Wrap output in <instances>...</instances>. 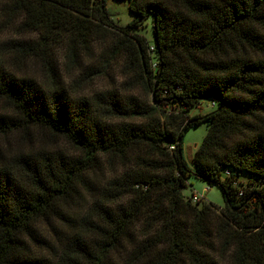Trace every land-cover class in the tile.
I'll return each instance as SVG.
<instances>
[{"label":"trees","instance_id":"16d2710c","mask_svg":"<svg viewBox=\"0 0 264 264\" xmlns=\"http://www.w3.org/2000/svg\"><path fill=\"white\" fill-rule=\"evenodd\" d=\"M118 1L0 0V264H264V0ZM96 48L137 92L69 81Z\"/></svg>","mask_w":264,"mask_h":264},{"label":"rangeland","instance_id":"374dc122","mask_svg":"<svg viewBox=\"0 0 264 264\" xmlns=\"http://www.w3.org/2000/svg\"><path fill=\"white\" fill-rule=\"evenodd\" d=\"M106 7L111 16L113 22L121 27H126L134 19L135 15L130 11L129 2L118 0H106ZM1 14V11H0ZM1 21V20H0ZM153 15H150L145 24L137 29V32L146 36L151 44L155 43V34L153 26ZM11 31L7 33H0V39L10 35ZM58 55L63 57L64 52L62 48L58 49ZM89 72V76L88 73ZM91 77V79H89ZM83 78L93 82V85L87 89L89 93L98 92L107 88H120L124 93H132L138 91L132 79L131 83L129 77L125 73L124 61L122 58L117 57L114 60L108 61V59L101 53L99 49H95L94 55L90 58L87 57L81 70H77L76 74L69 77L70 82H74L77 79ZM134 90H126L130 85H133ZM217 109V103L213 98H206L191 111V115L195 114H207ZM208 133V126L206 124H200L189 129L184 139V154L191 168H193V156L196 149L203 143L205 136ZM256 177L247 172H240L238 175V181L240 183H248L250 180L257 181ZM195 194L200 197L197 202L208 201L212 202L218 207L224 208L226 206V198L222 188L218 185H211L206 181L197 178L192 175L188 180V186L184 190L186 198H193ZM204 197V198H203ZM196 203V202H194Z\"/></svg>","mask_w":264,"mask_h":264},{"label":"built area","instance_id":"2783aa9c","mask_svg":"<svg viewBox=\"0 0 264 264\" xmlns=\"http://www.w3.org/2000/svg\"><path fill=\"white\" fill-rule=\"evenodd\" d=\"M200 197H198L196 194L195 196L192 198L193 202H197L199 200ZM204 198V197H203ZM201 199V198H200Z\"/></svg>","mask_w":264,"mask_h":264}]
</instances>
